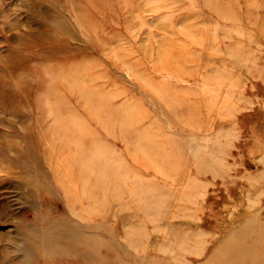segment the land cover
<instances>
[{
  "label": "rangeland",
  "instance_id": "1",
  "mask_svg": "<svg viewBox=\"0 0 264 264\" xmlns=\"http://www.w3.org/2000/svg\"><path fill=\"white\" fill-rule=\"evenodd\" d=\"M0 88V264H264V0H0Z\"/></svg>",
  "mask_w": 264,
  "mask_h": 264
},
{
  "label": "bare ground",
  "instance_id": "2",
  "mask_svg": "<svg viewBox=\"0 0 264 264\" xmlns=\"http://www.w3.org/2000/svg\"><path fill=\"white\" fill-rule=\"evenodd\" d=\"M49 32V31H48ZM65 32V31H64ZM63 33V32H62ZM30 36H32V35H30ZM41 37H43V35L41 36ZM24 38V40L25 39H30V37H28L27 38V36H24L23 37ZM56 47V46H55ZM13 48V47H12ZM19 48V47H18ZM65 48V47H64ZM17 49V48H16ZM59 50H57L56 48H48V49H44V47L42 48H36V49H32L31 50V53L30 54H27V55H29V57H27V58H33L34 56H36V57H38V58H42V57H45L46 55H49V56H53V55H55V54H57V52H58ZM2 65V64H1ZM14 65L12 64V66H10L9 65V71L7 72V75H16V65L13 67ZM12 73V74H11ZM22 73V72H21ZM3 75V74H2ZM16 76H19V74L18 75H16ZM55 75L53 74V77H54ZM15 77V76H14ZM6 77H3V78H1V80L3 79H5ZM19 78H17V85L15 86L16 87V89H15V91L17 90H20V88H23V89H25L26 88V86H27V82H22V80L20 81V80H18ZM11 80V79H10ZM13 82V81H12ZM16 82V81H15ZM19 85V86H18ZM25 85V86H24ZM3 87V86H2ZM8 96V91L5 89V88H0V111H3V112H7L8 110H11L12 108H14L13 107V105L11 104L10 105V103L8 102V100H6V97ZM8 99V98H7ZM36 102H37V106H39V103H38V100L36 99ZM30 114V113H29ZM26 132V131H25ZM6 143L4 142V141H0V156L1 155H3V153H5V155L7 156V150H6ZM12 146V145H11ZM30 154H32L31 152H30ZM21 154H20V152H19V154L16 156V164L18 165V166H20V167H23L24 166V164H23V161H22V157L20 156ZM21 165H23V166H21ZM5 177V176H4ZM3 177V178H4ZM44 217V216H43ZM83 238L85 237V233L83 232L82 233V235H81ZM61 253V252H60Z\"/></svg>",
  "mask_w": 264,
  "mask_h": 264
}]
</instances>
